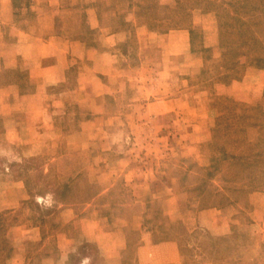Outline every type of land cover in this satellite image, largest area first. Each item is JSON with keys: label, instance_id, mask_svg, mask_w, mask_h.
Returning a JSON list of instances; mask_svg holds the SVG:
<instances>
[{"label": "rangeland", "instance_id": "1", "mask_svg": "<svg viewBox=\"0 0 264 264\" xmlns=\"http://www.w3.org/2000/svg\"><path fill=\"white\" fill-rule=\"evenodd\" d=\"M182 2L183 6L177 0H114L111 8L116 15L110 18L107 11L103 19L112 27L128 28L131 22L127 16L135 5H142L133 18L158 35L148 53L152 59L146 74L149 78L143 75L146 83L134 80L124 90L107 95L123 112L118 119L125 124L123 130L105 114H92L76 106L74 112L53 118L56 129L47 141H57L56 147L41 145L39 153L21 161H8L0 155V180H21L28 192L18 207L0 210L2 214L6 211L2 215L7 219L3 238L6 247H11L4 264H11L14 248L8 232L13 226L38 221L54 231L63 205L74 206L80 223L81 216L93 207L113 217L122 212L117 210L120 201L134 202L135 196L124 187L123 179L110 177L123 165L120 156L131 159L128 168L138 172V181L152 176L148 192H139L136 197L137 205L144 208L147 225L160 211L184 222L190 220L187 214L201 210L221 208L227 215L230 230L218 236L191 221L180 227L171 224L169 235L179 242L183 264H264V230L253 225L255 219H264V85H253L258 92L249 97L256 99L251 103L219 90V82H226L229 72H237L239 78L247 68L257 70L264 80V60L257 58H264V16L246 24V35L260 39L261 44L255 42L248 51L239 46L233 53L236 37L229 34L226 5L220 0ZM178 27L188 33L182 40L186 48L180 53L176 50L183 45L174 44L181 41L176 34ZM169 28H174L177 38H167ZM138 46L132 36L119 47L134 67L140 60ZM239 52L250 58L242 55L235 64ZM163 66L171 70L166 79L160 74ZM144 72L139 69L137 73ZM163 81L168 89L161 86ZM140 85L147 87L149 96L139 95ZM69 86L63 82L49 90L61 92ZM177 93L183 96L174 110L157 113L147 105ZM109 121L112 124L106 128ZM6 168L11 176H6ZM54 189H65L64 197ZM88 202H92L90 207ZM258 209L261 211L255 214ZM87 246L71 255L67 264H81L85 253L92 255L94 264H100L97 247ZM38 248L36 242L27 244L23 264H41L40 255L35 254Z\"/></svg>", "mask_w": 264, "mask_h": 264}, {"label": "crops", "instance_id": "2", "mask_svg": "<svg viewBox=\"0 0 264 264\" xmlns=\"http://www.w3.org/2000/svg\"><path fill=\"white\" fill-rule=\"evenodd\" d=\"M113 3L114 0H0V155L8 161L34 156L41 151V145L56 147L57 141H47L49 133L56 129L53 118L56 114L74 112L76 106L92 114H105L115 120L113 125H118L117 129H124L125 124L118 120L123 112L113 106L107 95L124 90L134 80L146 83L143 75L149 72L152 59L148 53L158 35L153 28L133 18L134 11L142 10V5H135L127 16V22H131L128 28L105 24L107 11L110 18L116 15L111 8ZM178 28L176 34L181 41L174 44L183 46L176 53L185 50L186 43L182 40L188 34ZM132 36L139 44L137 67L128 64V55L119 51ZM172 37L177 38L174 28H169L167 38ZM138 68L145 72L138 74ZM160 74L166 79L171 70L163 66ZM260 74L247 68L237 78V72H229V79L219 82V90L251 103L256 99L249 97L258 92L253 85H264ZM63 82H69L70 86L61 92L49 90L50 86ZM163 82V89H168L166 81ZM139 87V95L149 96L147 87ZM182 96L177 93L147 105L153 112L166 113L178 107L174 105ZM106 124L109 128L112 121ZM130 161L120 156L122 167L110 174L113 179L122 178L124 187L135 196L134 202L120 201L117 210L121 213L110 217L93 207L78 223L74 206L63 205L55 218L54 231L38 221L13 226L8 232L14 248L9 263L23 264L27 257L23 249L29 242H36L39 248L35 254L40 255L41 264H67L71 255L81 247H88V243L97 247L100 264H183L179 242L169 235L172 223L179 226L191 221L217 236L228 234L230 222L221 208L189 213L190 220L185 222L173 219L170 212L162 215L160 211L147 225L142 216L144 208L137 205L136 197L139 192H148L152 176L138 181V172L128 168ZM6 170L8 177L10 171ZM99 174L103 175L102 171ZM27 197L21 180H0V210L14 209ZM91 204L88 202L86 206ZM253 225L264 230V219H255ZM93 262L91 254L82 255L81 264Z\"/></svg>", "mask_w": 264, "mask_h": 264}, {"label": "trees", "instance_id": "3", "mask_svg": "<svg viewBox=\"0 0 264 264\" xmlns=\"http://www.w3.org/2000/svg\"><path fill=\"white\" fill-rule=\"evenodd\" d=\"M183 0H177V4H181V6L184 5L182 2ZM222 1L226 6V16L228 21V27H229V34H231L232 37H236L234 42L235 45L231 47V51L233 53L237 50V47L241 46L242 49H245L248 51V49L252 47V45L255 42H258L261 44L260 39H252L246 35V24L250 22H258L263 16H264V0H220ZM249 47V48H248ZM238 59L235 61V64L239 63V58L242 55H246V53L239 52ZM246 57L249 59L250 57L246 55ZM260 60H264V58H261L260 56L257 57ZM253 59L251 58L250 63H252ZM260 65V64H258ZM263 66V64H262ZM232 157L237 158V155H232ZM207 174H210V169H208ZM227 190L230 189L229 186L226 187ZM226 191V190H225ZM54 192H59V195L63 198L65 195V189H54ZM63 195V196H62ZM226 195L228 196V192H226ZM66 199V196H65ZM6 213V211H3ZM0 212V264H4L3 260L6 259L10 253H11V247H6L5 240H4V228L7 226V219L3 217V215ZM3 229V230H2Z\"/></svg>", "mask_w": 264, "mask_h": 264}]
</instances>
